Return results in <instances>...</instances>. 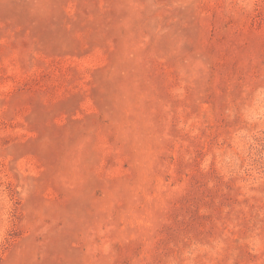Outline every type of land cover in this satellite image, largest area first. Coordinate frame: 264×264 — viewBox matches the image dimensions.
<instances>
[{
    "label": "rangeland",
    "instance_id": "1",
    "mask_svg": "<svg viewBox=\"0 0 264 264\" xmlns=\"http://www.w3.org/2000/svg\"><path fill=\"white\" fill-rule=\"evenodd\" d=\"M0 264H264V0H0Z\"/></svg>",
    "mask_w": 264,
    "mask_h": 264
}]
</instances>
